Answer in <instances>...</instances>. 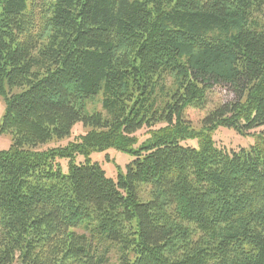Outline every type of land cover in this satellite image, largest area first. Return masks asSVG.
Instances as JSON below:
<instances>
[{
	"label": "trees",
	"instance_id": "obj_1",
	"mask_svg": "<svg viewBox=\"0 0 264 264\" xmlns=\"http://www.w3.org/2000/svg\"><path fill=\"white\" fill-rule=\"evenodd\" d=\"M37 1L0 0V264H109L103 243L119 264H264V135L213 140L264 128V0H42V28ZM216 86L231 99L197 130L185 113ZM110 149L135 156L118 180L90 162Z\"/></svg>",
	"mask_w": 264,
	"mask_h": 264
},
{
	"label": "rangeland",
	"instance_id": "obj_2",
	"mask_svg": "<svg viewBox=\"0 0 264 264\" xmlns=\"http://www.w3.org/2000/svg\"><path fill=\"white\" fill-rule=\"evenodd\" d=\"M37 7L34 12L35 16V24L38 28L44 27L46 23L45 18V9L46 4L42 0L37 1ZM49 12V11H48ZM50 13V12H49ZM173 78L168 79V84H172ZM14 92H19L18 90H14ZM230 96L227 95L223 90L218 86L214 87L207 95V104L203 109H188L185 113V119L191 123L192 127L200 130L202 127L203 120L217 107H219L224 102L230 100ZM103 94H100L93 99L88 100L84 103L83 108L84 112L89 116L102 114L106 116L105 111L102 107ZM6 112V103L4 98L0 97V128L3 122V118ZM165 126L164 124L156 125L153 128H144L136 134L138 138V144L135 148H138L142 143L147 141L151 132L154 130H158L161 127ZM92 130L90 127H85L83 124L79 123L74 126L72 129L71 136L63 139L57 140L53 139L48 144L43 146V149H57L64 148L68 146L70 143L76 142L79 137L86 135ZM264 135V128L257 129L253 131L252 134L245 136L244 134L228 129V128H218L213 133V140L216 143V146L225 151H238L241 148H249L251 145L255 144L256 140L260 138V136ZM13 136L11 134H3L0 131V150H7L12 145ZM184 145L197 147L199 142L198 140H186L183 141ZM135 159V156L127 153L117 151L115 149H110L105 152H94L90 156V162L98 164L102 170L105 172L106 176L113 180H118L120 176H125L127 173V167L131 164ZM85 161V158L82 156H78L76 158V163L80 164ZM60 169L64 174H68L69 171V159H60ZM140 198L142 201L149 200L150 196V188L141 186L140 187ZM79 234L85 233L83 229H78L76 231ZM108 249L107 258L109 264H119L120 258V250L117 245H112L109 243H103L100 245V251L103 253Z\"/></svg>",
	"mask_w": 264,
	"mask_h": 264
}]
</instances>
